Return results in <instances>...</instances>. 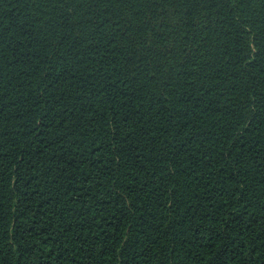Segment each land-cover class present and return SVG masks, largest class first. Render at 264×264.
Masks as SVG:
<instances>
[{
    "label": "trees",
    "instance_id": "1",
    "mask_svg": "<svg viewBox=\"0 0 264 264\" xmlns=\"http://www.w3.org/2000/svg\"><path fill=\"white\" fill-rule=\"evenodd\" d=\"M0 264H264V0H0Z\"/></svg>",
    "mask_w": 264,
    "mask_h": 264
}]
</instances>
